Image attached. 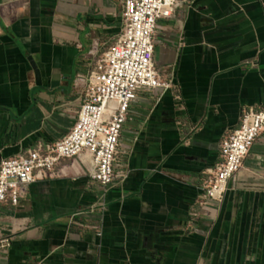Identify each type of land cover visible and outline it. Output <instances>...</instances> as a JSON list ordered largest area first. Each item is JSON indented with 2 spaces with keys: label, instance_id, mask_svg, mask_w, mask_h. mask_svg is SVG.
Segmentation results:
<instances>
[{
  "label": "crops",
  "instance_id": "obj_1",
  "mask_svg": "<svg viewBox=\"0 0 264 264\" xmlns=\"http://www.w3.org/2000/svg\"><path fill=\"white\" fill-rule=\"evenodd\" d=\"M178 2L154 36L172 87L129 105L117 175L100 189L75 159L27 185L0 209V264H264V128L222 202L202 190L241 111L264 101V0ZM121 11L0 0V161L71 128L75 78L113 43Z\"/></svg>",
  "mask_w": 264,
  "mask_h": 264
},
{
  "label": "built area",
  "instance_id": "obj_2",
  "mask_svg": "<svg viewBox=\"0 0 264 264\" xmlns=\"http://www.w3.org/2000/svg\"><path fill=\"white\" fill-rule=\"evenodd\" d=\"M178 5V0H122L121 28L115 40L92 60L86 75L75 78L81 94L75 123L53 143L39 142L1 159L0 209L6 202L16 206L27 185L51 176L66 160L73 164L78 159L85 176L100 189L111 182L117 175L119 137L129 105L141 91L165 92L172 87L155 66L154 36L157 22L171 18ZM263 128L264 101L241 111L238 126L221 140L219 161L205 171V196L222 202L228 181ZM2 243L8 245L6 240Z\"/></svg>",
  "mask_w": 264,
  "mask_h": 264
},
{
  "label": "bare ground",
  "instance_id": "obj_3",
  "mask_svg": "<svg viewBox=\"0 0 264 264\" xmlns=\"http://www.w3.org/2000/svg\"><path fill=\"white\" fill-rule=\"evenodd\" d=\"M84 162H85L86 164H88V161H87L86 159L84 160Z\"/></svg>",
  "mask_w": 264,
  "mask_h": 264
}]
</instances>
